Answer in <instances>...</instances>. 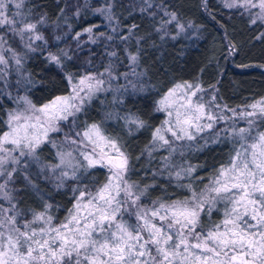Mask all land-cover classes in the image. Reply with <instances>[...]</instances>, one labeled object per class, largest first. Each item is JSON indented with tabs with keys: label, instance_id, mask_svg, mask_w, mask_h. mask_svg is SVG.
<instances>
[{
	"label": "trees",
	"instance_id": "16d2710c",
	"mask_svg": "<svg viewBox=\"0 0 264 264\" xmlns=\"http://www.w3.org/2000/svg\"><path fill=\"white\" fill-rule=\"evenodd\" d=\"M107 5L111 8L109 23L102 12ZM24 9L43 39L29 51L19 36L1 30L8 45L23 57L26 76L17 82L11 77L8 88L0 81V135L8 128V114L19 94L43 105L70 92L66 74L111 68L120 75L130 70L129 56L136 55L139 83L133 82L120 100L110 93L94 97L79 113L80 124L100 123L122 145L132 162L127 178L143 193L140 201L148 209L189 197V189L180 185H191L198 193L211 186L217 170L227 166L234 154L235 141L221 136L173 154L172 166L180 161L195 169L177 179L165 169L162 158L167 156L162 150L151 154L153 131L165 117L164 111H157L158 102L180 82L214 89L218 101L229 108L263 100L262 21L252 20L240 8L225 6L222 0H24ZM87 28L92 34L85 32ZM61 50L68 57L62 58V69L50 63L47 55L61 54ZM126 115L144 121L145 127H128L123 119ZM39 153L44 162H54L49 144L42 145ZM109 178L110 171L102 167L61 182L49 174L16 172L9 186L18 225L33 220V213L44 211L46 205L51 206L53 223L62 224L82 191L95 194ZM228 209L220 201L214 207L206 204L200 216L204 230L223 221ZM124 219L135 220L128 214Z\"/></svg>",
	"mask_w": 264,
	"mask_h": 264
},
{
	"label": "snow or ice",
	"instance_id": "6c2138e0",
	"mask_svg": "<svg viewBox=\"0 0 264 264\" xmlns=\"http://www.w3.org/2000/svg\"><path fill=\"white\" fill-rule=\"evenodd\" d=\"M14 2L0 0V25H9V31L26 40L25 46L32 51V41L42 40L43 37L35 34L37 24L27 22L24 17L8 18V6ZM245 2L249 7L257 6L252 0ZM22 3L23 0H20L17 8ZM259 7L264 12V0H259ZM171 15L175 19V14ZM261 18L264 19V16ZM91 31V28L85 29V32ZM4 45L6 40L0 36V65L7 66L8 59H14L19 66L23 57ZM5 52L11 53V56L6 58ZM62 58H68L63 50L60 55L49 53L48 56L49 62L61 69ZM129 59L134 63L137 56L130 55ZM105 74L109 80L113 79L109 69L97 76L84 75L75 83L73 76L66 74L65 79L71 88L68 96H58L39 109L26 101L29 108L47 117L39 124L42 135L29 134L37 127L27 122L34 117H23L25 123L21 127L22 116L9 113V131L0 135V179L4 181L0 183V195L12 199L5 189L12 182L15 169L9 171L5 165L9 161L19 163L13 153L18 149L20 156H24L25 152L35 153L47 139L49 131H59L56 127L59 121L75 116L95 92L104 90L102 77ZM177 92V103L169 110V100L176 97ZM202 92L198 84L184 83L176 85L162 97L157 111H165L168 119L153 131V148L159 144L171 155L181 147L177 142L195 140L200 133L212 130L225 119L220 114L225 109L215 103V96L206 105L199 95ZM248 107L251 111L240 117L246 119L247 128H237L232 124L212 132L209 137L215 142L223 133L239 143L228 165L217 170L211 186L198 193L191 185H180L189 189V197L170 205L157 203L151 209L139 206L140 197L133 198L131 185L123 189L120 187L124 183L122 177L128 171V156L122 145L115 138L104 135L100 125L87 126L83 133H77V137H82L81 142L90 143L93 148L91 152L80 155L87 167H107L112 174L108 182L95 194L82 191L78 203L74 205V212L66 218L67 223L58 227L52 226V217L47 215L50 205L45 206L44 212H34L33 220L19 227L15 206L7 210L0 206V264H264V133L252 135L255 118L258 116L264 121V100ZM213 108L218 111L213 113ZM227 111L236 116L235 109ZM135 123L137 127H145L142 120ZM5 145L11 147L6 148ZM58 155L63 164L64 154ZM162 159L168 167V158ZM194 170L191 166L182 167L174 174L179 179L182 174L188 176ZM121 190L124 192L122 199L118 198ZM217 200L226 201L231 208L225 212L223 221L205 231L200 221L201 212L206 204ZM130 205H137L133 212L135 223L124 219L128 212L126 206ZM82 208L84 215H81ZM6 212H12V215H5ZM210 212L211 207L208 208ZM5 227L9 230L7 235L3 231ZM21 227L24 231L20 230ZM197 228H200L199 232Z\"/></svg>",
	"mask_w": 264,
	"mask_h": 264
},
{
	"label": "rangeland",
	"instance_id": "374dc122",
	"mask_svg": "<svg viewBox=\"0 0 264 264\" xmlns=\"http://www.w3.org/2000/svg\"><path fill=\"white\" fill-rule=\"evenodd\" d=\"M223 4L227 7H229V5H231V8H240L244 11H246L247 13H249L251 15L252 20H260L264 23V19H262L261 17L264 16V12L261 11L260 7H259V0H252L253 4H256V7H249L245 0H222ZM17 4H20V0H15L14 3H10L8 6V11L6 13V15H8V18L10 20L12 19H19L20 17H24L27 22L30 23H35L33 20H30L25 12L24 9V0L22 5L17 8ZM102 12H103V16L105 17L106 21L109 23V20L111 18V8L110 6H105L102 8ZM180 26V25H179ZM6 28V32H10L9 31V25L4 24V25H0V36H3L2 33V29ZM88 33V32H87ZM36 35H41V33L39 32L38 28L36 29ZM92 34V31L91 33ZM90 38H93V35H88ZM6 40V45H4V47H9L8 42L6 37H4ZM41 41V40H33L32 44ZM25 44L27 43L26 40H24ZM12 49V48H11ZM13 50V49H12ZM16 54H18L20 56L19 53H17L15 50H13ZM52 54H56V55H60L59 53H55L52 52ZM49 56V53L47 54ZM11 56V53L5 52V57L8 58ZM109 69L111 71L112 77L113 79L109 80V77L107 74H105V76L102 77V79L104 80V85H103V89L102 91L99 92H95L91 99L89 101H87L81 111H83V109L85 108V106L90 103V101L96 97L99 94H112L113 97L118 100H120V98H122L129 90H130V86L133 82L135 83H139L140 81V77H138V66H137V60L136 62H132L131 61V66H130V70L128 72H124L121 73L120 75H117L111 68H106ZM105 69V70H106ZM83 72L80 75H74L71 74L73 76V83L76 82L77 79H79L80 77H83L84 75H93V76H97L99 73H104L105 72ZM24 75L26 76V73L23 72V66H22V62L19 66L16 65L15 60L14 59H8V64L7 66L4 65H0V81L3 83V85L8 88L9 87V79L12 77L14 81H22V77H24ZM184 83H188V84H193V85H199L201 89H203L202 93H199V95H201L203 97V101L206 105L211 101V98L213 96H215V103L220 105L221 108L225 109L223 112H221L220 114L223 115L225 117L224 120L219 121L212 130H206L205 132L200 133L195 140L192 141H179L177 142L178 145H181V147L178 149L177 152L172 153L170 155L169 151L164 148V147H160L159 144L156 145L155 148H153L152 146L150 147L151 149V154L153 153V151H158V150H162L160 152H162L163 155H166L168 158V167H166L165 169L172 172L173 175L175 176V172L176 171H180V169L183 168H187V164L178 161L176 164L173 163V166L170 163V160L173 157V154H177L180 151L184 150V149H188L189 147L198 144V143H207L209 141H211L212 139H210L209 137L211 136L212 132H218L220 129H224V128H228L230 127L232 124H235V126L237 128H247L248 124L246 119H241V115H243L244 113L251 111V109L248 106L245 107H240V108H229L226 105H224L223 103H220L216 97L215 91L214 89H210V88H203L199 83L197 82H180V83H176L173 87H171L170 89L174 88L176 85L178 84H184ZM169 89V90H170ZM167 90L163 96H165L168 91ZM70 92H71V88H70ZM70 92L68 94H64V95H59V96H68L70 94ZM162 96V97H163ZM58 97V96H56ZM55 97V98H56ZM162 97L159 99V101L162 99ZM177 97H179V92H177L176 97H172L169 100V104H168V108L169 110L172 109L173 105L177 103ZM53 98V99H55ZM53 99H51L50 101H48L45 104H49ZM264 100V99H263ZM30 102L31 105H33L36 109H39L41 107H43V105H37L36 103H34L32 101V99L27 95V94H19L16 99H15V105L13 107V109L9 112V113H18L22 116V119L20 121V125L21 127L24 125L25 121L23 119V117H34L33 119L28 120L27 122L29 124L32 125H37L35 131H30L29 134L30 135H42L39 124L44 122L47 117H45L44 115H42L39 112H35L33 111L31 108H29L28 103ZM260 102V101H259ZM259 102H256L254 104H258ZM253 105V104H251ZM250 106V105H249ZM227 109H235L236 110V116H232V113L227 111ZM77 112L75 113V116H69L68 120H61L56 124V127L59 128V131H49L48 132V136L47 139L44 141V143H42L40 145V147L44 144H49L55 153V160L54 162L51 163H46L42 160L40 153H39V148L36 149L35 153H27L25 152L24 156H20L19 155V149L13 153L14 157H17L19 159V163H13L11 161H9L5 167L7 170H11V169H15V171L13 172V175L16 172H22L24 175H28L32 174V175H40V174H49L50 176H52L54 179L58 180V182H61V180H67L70 178H78L81 173L85 172L86 170H89L91 168L94 167H87L86 166V162L83 160V157L80 155V153H89L91 152L93 145H91L90 143L87 142H81L82 137L78 138L77 137V133H83V131L86 130L87 126L92 125V124H98L100 125V123H87L84 125L80 124V120H79V113L81 112ZM213 113H216L218 110L216 108L212 109ZM165 113V117L164 120L168 119L167 113L164 111ZM231 117V119H230ZM124 119V123L125 125H127L128 127L131 128H138L137 124L135 123V121H137L138 119L132 115H126L123 116ZM8 121H9V114H8ZM162 124V123H161ZM161 124L158 126L161 127ZM13 127H15V125H12ZM47 126V125H45ZM104 135L111 137L110 134H108L106 132V130L100 125ZM9 131V123H8V128L5 132ZM4 132V133H5ZM258 133H264V121H262L258 116L255 118L254 120V124L252 127V135L256 136ZM3 135V134H2ZM225 137V135L223 133L220 134V137ZM229 138L233 139L236 143V147L235 150L239 148V143L231 136H228ZM170 139V136H169ZM71 141H76V143H71ZM118 142V141H117ZM249 143H251V141H249ZM6 148H10L11 145H5ZM173 147H177V145H173ZM123 151H125L124 149H122ZM105 151H107V149H105ZM126 152V151H125ZM58 154H64V163H61V158L60 155ZM70 154V155H69ZM127 154V152H126ZM150 154V155H151ZM128 156V154H127ZM164 162V166H165V161ZM96 167H101L99 165H97ZM105 168L107 170H109L107 167H102ZM132 168V162L131 159L128 156V171L123 175L122 180L124 183H121L120 187L121 189H123L126 185H131V192L133 193V198H135V196L141 195L140 191L138 190L137 186L130 182L127 178L128 172L129 170ZM64 173H67L66 175H64ZM12 175V177H13ZM111 172H110V177H111ZM181 177H184V175L182 174ZM3 179H0V183H3ZM10 184V183H9ZM9 184L7 185V188L5 189L6 192L9 193V195L12 197L11 200L7 199L5 196L0 195V201H1V206H3L4 209H9L11 206H15V202L13 200V193L10 189ZM124 197V192L123 190H121L120 192V196L118 198H123ZM222 202V204L224 205L225 208H231V205L229 203H227L224 200H217ZM216 201V202H217ZM215 202V203H216ZM78 203V199L75 203V205ZM86 203V201L84 202ZM215 203H210L208 204L209 206L214 207ZM138 204L140 207L142 208H147L144 207L143 204L140 201H138ZM128 207V212L125 213L124 216H127V214L130 217H133L135 220V215L133 214L134 209L137 207V205H130V206H126ZM228 209V210H229ZM16 211V209H15ZM45 211V210H44ZM42 211V212H44ZM74 212V206L72 207V209L70 210V213L67 215L66 218L70 217V214ZM40 213V212H38ZM85 214V210L82 208L81 209V215ZM5 215H12V212H6ZM47 215H50L49 209H47ZM135 220L134 223L136 222ZM52 226L58 227L59 225H56L53 223L52 220ZM63 223H67V219H65L63 221ZM17 226L19 227L18 223ZM35 227V225H34ZM21 231H24V229L21 227L20 228ZM5 235L8 234V228L5 227L3 229Z\"/></svg>",
	"mask_w": 264,
	"mask_h": 264
}]
</instances>
